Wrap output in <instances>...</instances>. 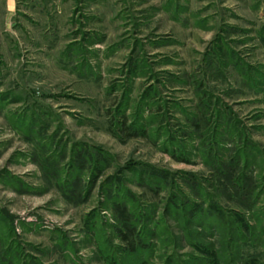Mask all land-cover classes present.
Segmentation results:
<instances>
[{"label": "rangeland", "instance_id": "rangeland-1", "mask_svg": "<svg viewBox=\"0 0 264 264\" xmlns=\"http://www.w3.org/2000/svg\"><path fill=\"white\" fill-rule=\"evenodd\" d=\"M204 94L208 112L233 119L254 179L255 240L236 249L215 234L228 227L215 223L212 235L195 226L206 225L201 213L165 209L182 188L188 207L206 192L243 211L208 186L213 151L206 160L199 139L183 137ZM122 118L148 136L113 133ZM163 124L187 161L164 151ZM224 142L223 160L237 148ZM79 151L86 158L73 160ZM117 202L136 225L134 251L117 236ZM262 210L264 0H0V264H211L195 244L217 264H264Z\"/></svg>", "mask_w": 264, "mask_h": 264}, {"label": "trees", "instance_id": "trees-1", "mask_svg": "<svg viewBox=\"0 0 264 264\" xmlns=\"http://www.w3.org/2000/svg\"><path fill=\"white\" fill-rule=\"evenodd\" d=\"M134 65L135 64L132 62V60L128 62L127 66L129 69V73L132 71V66ZM197 87H199L200 90L204 89L202 86V80L201 81L199 80ZM151 89L154 90V87H152V85H148L146 89L147 91L146 93H144L143 97H147L148 94H150V92L152 91ZM204 97H205V94L201 98L200 97L198 98L199 103L196 106V111L193 110V112H190L187 116H185V120H184L185 125L184 127H182V128H185L183 137L184 138L196 137L197 139H199L200 143H198L197 146L200 148L202 146L203 149H205L203 150V156L205 157L204 159L207 158L205 156L206 154L208 153L211 154L210 152L213 151L212 160L215 162L213 161L210 162V160L208 161L211 164V168H212L211 172L213 173V176L215 177V180L213 182L216 183V185L212 182V184H209L208 186L218 191V193L224 196V198H226L227 200L234 199L237 202V205H239L240 208L243 209V211H240V209L238 210L233 209L230 211L225 210L224 207L219 203L218 199L214 198V195L208 194L206 192H204L205 195H204V198H201L202 199L201 201L195 202V203L193 201V204H191V206L188 207V201H187L188 197L187 196H185L187 197L186 198L187 202H184V201L179 202L178 195L180 193L182 194L184 193V192H181L182 188H176L173 191V193H171L170 197L168 198L165 209L169 210L168 207L170 205V207L175 208L177 211H181V212L184 211L185 213H187L189 217H192L190 219H193V217L196 216L197 212L201 213L203 215L202 218L205 219L206 221V225L205 226L203 225L204 220H202V225L199 224L195 226L197 228L202 227L203 229H205V227H208L207 231L212 235L214 234L212 233V231H216L218 229L213 224L220 223L225 228L228 227L226 229L227 230L226 232L225 231L222 233L216 232L215 234L218 233L220 237H223V239H226L227 245L229 241L231 243H234V248L236 249L238 248L239 244H236L235 241H240V239L245 238L244 236H246L248 233L250 234V236H252V240L253 241L255 240L254 238L255 234L253 232L252 222L248 217L250 216L251 213L253 215V212L255 214L257 213V211L255 212L256 199L255 197L253 198L251 197L252 189L254 188V186L252 187V181L254 179L253 177L250 176V173H249L250 170L247 169L248 159L246 157L245 151L243 152V154L245 153L244 160L242 161L240 159L241 157L240 150L242 147L240 145L241 142L238 143L237 137L233 138L235 133L236 135L237 133H239V130H237V127H235L234 124L231 123L233 119L231 120H229V118L226 119L224 115V110L221 107H218L217 110H215L214 114H212L211 112H208V111H211L210 106L212 103L207 104V102H205V100L203 99ZM214 106L215 105H213V107ZM206 107H208L209 109L206 110ZM156 108H158L157 110L159 111H156L155 113L161 115L163 110L159 107H156ZM211 116L213 117V119H211ZM210 119L212 121H209ZM117 120L118 121L116 122L115 129L113 130L112 128L113 133L118 134L121 137L122 136L126 137V138L127 137L128 138H132V137L145 138L148 136L147 128L144 127V125L139 126L136 124L135 121L127 122L126 120H123V118L117 119ZM163 120H164V116L161 115L160 121L163 122ZM202 120L204 123L210 122V125L212 126L209 125L210 127L208 126L205 129H201L199 122L201 123ZM163 125L165 126L167 124H163ZM186 125L188 126L186 127ZM219 125L222 126V128H219ZM165 128H166V131L157 132V135H159V137L163 135L165 136L164 139L162 140L164 151L165 150L168 151L170 155L174 157L176 160L187 161L185 154L181 152L184 146H180L179 144L181 143H179L178 141L177 142L179 144L178 143H177L178 145L176 144L175 139L179 136L176 134L174 130H172L171 127L165 126ZM219 137H221L222 140H219ZM225 138L228 144L230 145V147L237 146V148L232 151V153L228 156L227 159L223 160V158L221 159L223 155L220 154L219 152V146H221V150H222V146L225 145V142H224ZM205 140H209V145L207 147L205 146V143H204ZM201 142H203V144H201ZM216 146L217 148L214 151L213 148ZM99 155H101L100 152H99ZM86 156L87 155L85 154V152L80 153L79 151L76 153V158L74 157L73 160L80 161L81 159L86 158ZM241 161H242V165H241ZM96 165H97V161H95L94 163V166ZM131 165L128 166V169L134 170L132 168L134 166H131ZM240 165L242 166V172H241ZM138 176L143 177L144 180L146 179L147 182L145 181V183L149 185L150 187L151 186L159 187L158 186V179H160L159 176L154 175V174H149V173L147 174L143 171H140L138 173ZM162 181L164 180L163 179L161 180L160 182L161 184L164 183ZM197 185H198V190L202 188L201 187L202 185L199 182L195 185H192L194 193L196 192L194 189L197 188ZM219 187L221 191L219 190ZM120 199L122 200V198ZM205 203L207 204L205 208H203L202 206L205 205ZM114 205H115L114 209L120 215L119 219L121 220L120 224L122 225V227L120 226L117 229V236L122 241H125L126 248H128L129 251H134L135 248L138 247L136 245V242H134V239L132 238L136 232V225H134L132 220L128 218L129 212L127 214L126 206L122 205L121 202L120 203L117 202ZM262 212L264 214V210H262ZM228 215H231V216H228ZM228 217H230V219ZM256 220L260 221L257 215H256ZM146 245L147 244L144 242V244L140 245L139 248L141 247L143 249L145 248ZM195 246H197L200 252H202L203 257L207 259L209 258V261L211 264H217V260L214 259L215 255L212 253V251H208L202 248V246L199 244H195Z\"/></svg>", "mask_w": 264, "mask_h": 264}]
</instances>
